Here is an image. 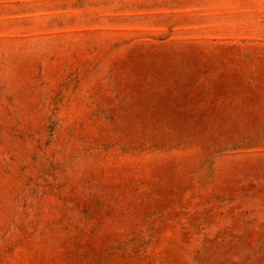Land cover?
Here are the masks:
<instances>
[{
  "label": "rangeland",
  "instance_id": "obj_1",
  "mask_svg": "<svg viewBox=\"0 0 264 264\" xmlns=\"http://www.w3.org/2000/svg\"><path fill=\"white\" fill-rule=\"evenodd\" d=\"M0 264H264V0H0Z\"/></svg>",
  "mask_w": 264,
  "mask_h": 264
}]
</instances>
